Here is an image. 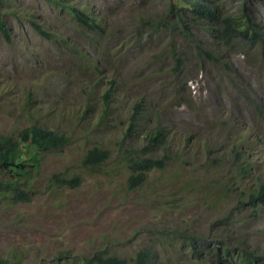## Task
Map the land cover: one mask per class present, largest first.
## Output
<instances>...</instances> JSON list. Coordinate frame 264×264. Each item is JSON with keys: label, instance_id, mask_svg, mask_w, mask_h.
I'll list each match as a JSON object with an SVG mask.
<instances>
[{"label": "rangeland", "instance_id": "rangeland-1", "mask_svg": "<svg viewBox=\"0 0 264 264\" xmlns=\"http://www.w3.org/2000/svg\"><path fill=\"white\" fill-rule=\"evenodd\" d=\"M62 1L90 9L102 28L76 21ZM194 1L233 17L246 12L264 31V0ZM3 2L10 37L0 30V134L35 120L69 141L42 155L26 196L0 193V264H95L97 253L130 262L145 246L159 264H216L225 246L236 264H264L238 259L244 248L264 256V203L236 202L229 144L241 138L264 155V48L235 35L217 49L219 35L180 20L172 0ZM100 76L101 91L106 79L117 83L107 110L87 90ZM156 126L171 137L151 153L172 154L129 188L124 157L139 153ZM92 146L109 158L86 169ZM55 173L80 183L51 188Z\"/></svg>", "mask_w": 264, "mask_h": 264}, {"label": "trees", "instance_id": "trees-1", "mask_svg": "<svg viewBox=\"0 0 264 264\" xmlns=\"http://www.w3.org/2000/svg\"><path fill=\"white\" fill-rule=\"evenodd\" d=\"M3 7L5 3L0 1ZM59 3V2H58ZM57 3V4H58ZM61 7L65 8L70 15L75 18L76 21L84 26L91 28H102L103 23L93 17L89 10H83L76 7L73 4L60 2ZM177 10L180 20L186 18L190 23L195 26H206L207 30L211 34H218L219 37L215 46L220 49L227 46L228 38L233 36H240L261 45L264 48V31L256 21L252 20L246 12H242L239 15L233 17L222 11L216 10V5L204 4L200 6V3L194 0H172L171 8ZM15 15L16 13L13 12ZM3 13L0 11V30L9 38V30L5 21L2 19ZM34 23V22H32ZM209 23V24H208ZM212 24V26L210 25ZM35 28L39 33L46 38H53V35L41 28L40 25L35 24ZM217 29H220L217 31ZM65 43V42H64ZM215 48V49H216ZM73 51L78 54L82 60L88 63L92 72L102 73L101 68L94 62L88 60L82 53L76 48H72ZM103 74V73H102ZM104 79L100 76L92 83H89L87 90L90 93L98 92L102 99L95 101V108L100 109L109 108V100L113 99L114 86L117 85L115 79L105 81L109 84L105 86L103 91L99 89V84ZM109 82V83H108ZM118 97V96H117ZM29 103V100H26ZM139 111V109H138ZM134 113L132 118L135 117ZM101 119L103 117L100 112ZM133 125V123H131ZM169 137H171L169 131L161 126H156L152 135L146 140V145L139 150V153H130L124 157V163L129 170V177L127 179L129 188H135L142 184L148 171L152 169H162L170 157L167 153L157 155L151 153L154 149L164 151L168 145ZM68 137L58 131L46 128L42 123H31L17 132L0 134V193L7 194L11 192L12 195L18 196V198L24 197L27 194V189L33 184L40 166V159L44 153L50 150L61 149L68 143ZM242 146L248 145L246 140L240 139L239 142ZM238 145V144H237ZM237 149V150H236ZM236 150V151H235ZM234 157L231 160V168L234 172V186L231 189L235 193L236 202L241 207L249 206L254 208L257 205L264 203V168L254 178V183L246 186L245 180L252 178V168L254 165H263V160L257 158L252 153V149L236 148ZM175 154V153H174ZM109 158V152L107 149H103L98 146H92L85 154L84 159L81 161V165L86 169H90L93 166H97L105 162ZM264 158V157H263ZM237 174V176H236ZM51 188H57L62 185L69 187H76L80 183L79 175H64L62 173H55L46 180ZM4 192V193H3ZM253 251L247 248L242 249L240 257L242 261H251L252 258H264L259 255L254 257ZM232 252L228 246H225V251L222 255H218L216 264H236L232 258ZM95 264H159L157 260V250L153 251L151 247L145 246L136 252L135 257L128 262L125 258H117L115 256L105 257L104 254L97 253L94 255ZM2 263H7L3 262ZM89 262H87L88 264ZM61 264H85L77 263L76 261L63 262Z\"/></svg>", "mask_w": 264, "mask_h": 264}, {"label": "clouds", "instance_id": "clouds-1", "mask_svg": "<svg viewBox=\"0 0 264 264\" xmlns=\"http://www.w3.org/2000/svg\"><path fill=\"white\" fill-rule=\"evenodd\" d=\"M72 48L75 49V47H72ZM77 50H78V49H77ZM231 138H232V137H230V143H229V144L232 146V149H233L235 146H236V148H239V145H237V144H235V143H233V142L231 143ZM240 139H241V138L237 139V141H236L238 144H240V143H239V142H240V141H239ZM240 145H241V144H240ZM241 147H242V149H245V150L252 149V150L254 151V153H253V151H252L253 155H256V151L258 150V149H257L258 146H256V145H254V147H256V148L251 147V145H249V144L246 145V146H242V145H241ZM232 149H231V150H232ZM231 150H230V151H231ZM236 150H237V149H236ZM236 150H235V151H236ZM235 151H232V153H234ZM263 157H264V155H263ZM263 157H262V158L260 157V158L263 160V165H264V158H263ZM260 158H259V159H260ZM256 166H260V167H262V165H258V164H256V165H254L253 168H252L253 171H255ZM263 168H264V167H263ZM257 173H258V172H257ZM257 173H256V175H257ZM256 175H255V176H256ZM255 176H254V178H255ZM254 178H253V179L250 178V179L253 180V183H254Z\"/></svg>", "mask_w": 264, "mask_h": 264}]
</instances>
